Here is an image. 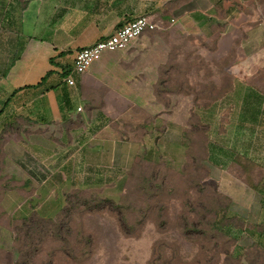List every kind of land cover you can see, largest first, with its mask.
<instances>
[{"label":"crops","instance_id":"crops-1","mask_svg":"<svg viewBox=\"0 0 264 264\" xmlns=\"http://www.w3.org/2000/svg\"><path fill=\"white\" fill-rule=\"evenodd\" d=\"M257 1L0 0V177L21 180L5 191L3 209L18 221L54 219L74 191L119 200L142 156L194 158L196 130L198 161L226 186L214 224L230 256L264 264V90L233 68L253 58L233 59L223 76L213 69L222 59L191 58L188 43L262 50ZM141 15L157 27L74 71L79 50ZM12 242L6 230L0 247Z\"/></svg>","mask_w":264,"mask_h":264},{"label":"rangeland","instance_id":"rangeland-1","mask_svg":"<svg viewBox=\"0 0 264 264\" xmlns=\"http://www.w3.org/2000/svg\"><path fill=\"white\" fill-rule=\"evenodd\" d=\"M257 5L264 18V0ZM188 43L191 58L222 59L213 69L223 76L233 59L253 58V66L233 68L253 74L264 90V48L245 55L237 49L214 50L193 37ZM200 66L208 73V66ZM192 133L203 143L200 131ZM202 143H196L194 158L185 163L181 155L172 159L165 152L156 160L142 156L130 171L126 192L115 202L93 192L69 193L55 226L18 221L7 213L1 204L8 196L5 191L19 188L21 180L0 177V243L6 230L13 234L8 250L0 247V264H240L237 259L227 261L224 252L231 243L205 224L220 208L224 213L229 198L218 192L226 188L224 180L216 181L219 186L206 164L198 161V154L205 155ZM223 170L220 176L228 178L230 170Z\"/></svg>","mask_w":264,"mask_h":264},{"label":"built area","instance_id":"built-area-1","mask_svg":"<svg viewBox=\"0 0 264 264\" xmlns=\"http://www.w3.org/2000/svg\"><path fill=\"white\" fill-rule=\"evenodd\" d=\"M157 24L149 16L141 15L127 22L117 29L109 37L85 47L76 53L74 71L84 73L95 62L101 59L105 51H117L127 49L131 43L139 38L146 30L155 29ZM70 85L75 84L73 76L67 77Z\"/></svg>","mask_w":264,"mask_h":264},{"label":"trees","instance_id":"trees-1","mask_svg":"<svg viewBox=\"0 0 264 264\" xmlns=\"http://www.w3.org/2000/svg\"><path fill=\"white\" fill-rule=\"evenodd\" d=\"M104 199H107V200H109V201H114L115 202V200H112V199H109V198H104ZM68 202H69V197H68ZM68 206V205H67ZM67 206L64 208V210L63 211H65V209L67 208ZM217 208H219V207H217ZM62 211V212H63ZM61 212V213H62ZM218 212H219V210H218ZM61 215V214H60ZM216 215V218H214V219H217V215L218 214H215ZM56 218H54V219H47V218H44V217H42V216H40V215H38V214H36V213H34V214H32V215H30V216H28V217H26L24 220H22L23 222H26L27 221V223H35V221H39L40 223H49V225L50 226H55V224L56 223H54V221H56L55 220ZM214 219H213V221L211 222V221H208L207 223H205L206 225H209V226H212L213 227V229H214V231L216 230L217 232H219V233H221V234H223V235H226V232H225V230L223 229V226L222 225H220V224H217V222H216V224H214ZM39 222H37V223H39ZM37 225H41V224H37ZM229 250H227V251H225L224 253L226 254V259H227V261H231V259H236V258H234L233 256H230V254H229V252H228ZM26 262H27V259L26 258H23ZM238 261H239V259H237ZM239 263H240V261H239ZM241 264V263H240Z\"/></svg>","mask_w":264,"mask_h":264}]
</instances>
